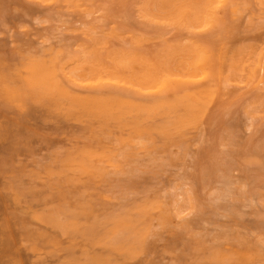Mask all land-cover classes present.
I'll return each instance as SVG.
<instances>
[{"label": "rangeland", "instance_id": "obj_1", "mask_svg": "<svg viewBox=\"0 0 264 264\" xmlns=\"http://www.w3.org/2000/svg\"><path fill=\"white\" fill-rule=\"evenodd\" d=\"M217 4L0 0V264H264V0Z\"/></svg>", "mask_w": 264, "mask_h": 264}, {"label": "bare ground", "instance_id": "obj_2", "mask_svg": "<svg viewBox=\"0 0 264 264\" xmlns=\"http://www.w3.org/2000/svg\"><path fill=\"white\" fill-rule=\"evenodd\" d=\"M201 1V0H200ZM220 0H202V5L199 7V10L198 11H200L202 14H204V15H206V17L213 11V9H215V7H216V5H218L217 4V2H219ZM194 3V2H193ZM201 3V2H200ZM228 5V4H227ZM230 5H233V4H230ZM194 6V5H193ZM225 6H226V3H225ZM228 7H229V5H228ZM217 8V7H216ZM222 8H223V6H222ZM216 10V9H215ZM222 12V11H221ZM224 13V12H223ZM203 21L205 20V18L204 19H202ZM210 20V19H209ZM206 21V20H205ZM217 21V20H216ZM202 23V22H201ZM204 24V23H203ZM206 25V24H205ZM204 26V25H203ZM201 28V27H200ZM202 42V41H201ZM197 50V55L199 56V57H196V56H194V57H196V58H193V60H194V62L192 61V63H193V66H192V68H196L197 70H199V71H194V69H193V73L194 72H196V73H194V74H196V75H198L199 74V77H200V74L201 73H199V72H201L202 70H200L198 67H196L197 65H196V63H197V61H198V63L199 62H201V61H203L204 60V58H202V55L201 54H204L205 56H206V54L205 53H203V52H199L198 53V49H196ZM195 50V51H196ZM200 51V50H199ZM204 56V57H205ZM208 56V55H207ZM201 58H202V60H201ZM209 58V57H208ZM196 59H198V60H196ZM205 61V60H204ZM207 61V60H206ZM205 61V62H206ZM208 61H209V59H208ZM189 62V61H188ZM187 62V63H188ZM210 62V61H209ZM122 63V62H121ZM197 63V64H198ZM123 64V63H122ZM204 64V63H203ZM59 65V64H58ZM183 66V65H182ZM195 69V70H196ZM79 70V69H78ZM192 70V69H191ZM188 71H189V69H188ZM109 73V72H108ZM193 73H191V74H193ZM97 74V73H96ZM158 74V73H157ZM159 75V74H158ZM196 75L195 76H191V78L192 77H195L194 78V80L196 79ZM149 76V75H148ZM153 76V75H152ZM189 76V75H188ZM119 77V76H118ZM141 77H144V76H142V74H141ZM159 77V76H158ZM167 77V76H166ZM6 78V77H5ZM160 78H162V77H160ZM188 78V77H187ZM201 78V77H200ZM163 79V81L165 80L164 79V77L162 78ZM167 79H169V78H167ZM190 79V78H189ZM193 79V78H192ZM145 80V79H144ZM156 80H157V78H156ZM109 81V80H108ZM155 81V80H154ZM199 81V80H198ZM145 82V81H144ZM159 82V81H158ZM162 82V81H161ZM160 82V85L161 84H163V82L161 83ZM200 82V81H199ZM171 83V82H170ZM169 83V84H170ZM188 83V82H187ZM193 83V82H192ZM10 84V83H9ZM150 84V83H149ZM173 84H175V83H173ZM152 86L154 85V86H156L155 85V83H153V84H151ZM175 85H177V84H175ZM188 85V84H187ZM166 86V85H165ZM186 86V85H185ZM192 86V85H191ZM176 87V86H175ZM147 88H149L148 86H147ZM151 89V88H150ZM149 89V90H150ZM173 89V88H172ZM108 91V90H107Z\"/></svg>", "mask_w": 264, "mask_h": 264}]
</instances>
